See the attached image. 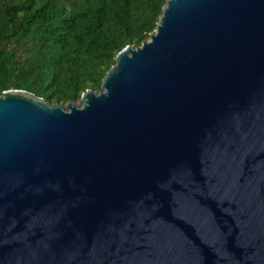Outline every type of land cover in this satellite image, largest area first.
<instances>
[{
	"label": "water",
	"instance_id": "obj_1",
	"mask_svg": "<svg viewBox=\"0 0 264 264\" xmlns=\"http://www.w3.org/2000/svg\"><path fill=\"white\" fill-rule=\"evenodd\" d=\"M71 101L0 94V264H264V0H166Z\"/></svg>",
	"mask_w": 264,
	"mask_h": 264
},
{
	"label": "trees",
	"instance_id": "obj_2",
	"mask_svg": "<svg viewBox=\"0 0 264 264\" xmlns=\"http://www.w3.org/2000/svg\"><path fill=\"white\" fill-rule=\"evenodd\" d=\"M166 0H0V94L22 89L63 106L100 90L126 45L156 28Z\"/></svg>",
	"mask_w": 264,
	"mask_h": 264
}]
</instances>
